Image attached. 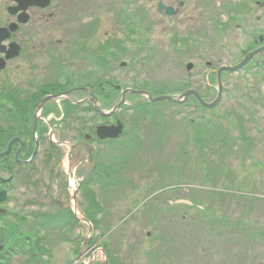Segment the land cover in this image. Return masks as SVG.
I'll return each instance as SVG.
<instances>
[{
    "label": "rangeland",
    "instance_id": "374dc122",
    "mask_svg": "<svg viewBox=\"0 0 264 264\" xmlns=\"http://www.w3.org/2000/svg\"><path fill=\"white\" fill-rule=\"evenodd\" d=\"M65 1L66 12L50 25L55 38L61 37L59 28L67 25L68 42L72 38L85 42V47L99 46L98 56L108 62L113 53L115 69L111 61L101 65L99 77L101 82L113 77L123 88L171 90L187 84L185 90L196 89L212 102L219 88L213 70L236 64L243 48L237 22L227 24L218 9L221 0H212L211 6L187 1L180 14L171 17L159 13L158 0ZM253 23L257 25L256 18ZM83 27L92 31V37L90 32L80 39L76 31ZM82 54L86 59V49ZM87 70L91 71L83 67V74ZM248 75L224 73L220 101L205 112L185 104L189 98L182 96L184 90L170 94L181 102L155 104L150 112L132 108L133 103L147 101L145 96L127 97L128 104L116 112L125 125L122 140L128 144L116 146L121 167L115 170L117 162L111 167L97 153L104 172L114 168L111 174L120 181L107 186L99 181L91 187L96 203L108 212L104 223L112 230L91 244L101 229L91 231L81 216L88 217L87 209L98 218L101 213L83 186L77 191L78 208L72 205L71 186L59 195L56 184L63 185L67 174L64 154L57 161L30 168L31 182L21 193L37 195L31 196L34 201L28 206L21 205L20 212L36 216L55 210L60 202L73 206L72 214L81 219L73 215L72 225L64 217L63 223L59 217L51 226L50 221L42 226L29 223L35 233L39 229L47 249H32L36 263L101 264L104 256L99 249L108 240L113 259L124 264H264V81ZM200 115L222 124L230 144L225 155L210 142L205 148L196 140L189 121L195 123ZM84 164L88 170L89 164ZM68 174L66 182L73 184V173ZM22 249L25 252L9 264H36ZM106 260L109 263L108 254Z\"/></svg>",
    "mask_w": 264,
    "mask_h": 264
},
{
    "label": "flooded vegetation",
    "instance_id": "af4514ba",
    "mask_svg": "<svg viewBox=\"0 0 264 264\" xmlns=\"http://www.w3.org/2000/svg\"><path fill=\"white\" fill-rule=\"evenodd\" d=\"M187 1L203 2L204 6L212 4V0H158L157 8L164 17L176 16ZM66 3L65 0H0V29L16 24L0 41V264H9L19 253H24L22 247L31 251L28 244L35 229L29 223L47 225L50 221L51 226L53 220L59 222L55 219L59 217L63 223L66 211H73L74 205L78 208L77 191L83 186L88 194V189L99 183L103 166L97 153L112 167L116 146L120 142L127 145L122 140L125 134L108 139H100L98 135L100 125H114L120 119L115 113L109 116L100 113L114 106L116 97H121L126 89L113 77L102 82L99 77L101 65H111V61L115 69L116 56L112 53L108 55L109 62L101 61L99 46L92 49L86 44L85 47V42L72 38L68 42L67 25L59 28V38L50 30V25L66 12ZM219 7L228 19L227 24L237 22L235 28L243 48L234 65L247 60L237 71L264 81V0H221ZM253 18L257 25L251 24ZM76 32L80 39L84 33H92L84 27ZM12 44L18 50L9 57L16 49ZM85 49L86 59L82 54ZM85 66L91 71L83 74ZM120 66L125 64L121 62ZM130 94L134 93L127 92L126 98ZM62 154L67 174L63 185L56 184V189L63 195L67 185L71 186L73 206L68 208L57 202V210L43 211L41 218L35 213L25 216L24 211L20 212L21 205L28 206L34 201L31 196L37 195L34 191L21 193L31 182L28 170L38 162L57 161ZM85 162L89 164L88 170ZM69 172L73 173L76 186L74 179L71 185L66 182Z\"/></svg>",
    "mask_w": 264,
    "mask_h": 264
},
{
    "label": "trees",
    "instance_id": "16d2710c",
    "mask_svg": "<svg viewBox=\"0 0 264 264\" xmlns=\"http://www.w3.org/2000/svg\"><path fill=\"white\" fill-rule=\"evenodd\" d=\"M134 32V30H132V33ZM104 56V54L102 55ZM100 60H104L105 58H100ZM187 84H182L181 88H173L171 90H159V89H155V88H150L151 92L153 94H161V93H171V92H178L181 90H184L185 88H187ZM108 101V98H105ZM162 102H160L161 104ZM167 103V102H166ZM188 103L193 104L196 106V108L201 109L202 111H207L205 108L201 107L199 104H197L196 100L194 97H190L188 100ZM155 104H159V103H149L147 101L145 102H138L137 104L135 103L132 108L134 111H136L137 109H141V110H145L147 112H150V110L154 107ZM139 112V111H138ZM192 125V127L195 130L194 136H196V140L198 141V143H202L204 144L205 148L208 147L206 146V141L210 142V144H212L214 147L217 148L218 151L222 152V155H225L226 153V149L230 146L229 144V139L225 136L224 134V130H223V126L221 123L219 122H210V120L205 116V115H200V120L195 121V123L189 121ZM245 144V143H244ZM204 146H200L203 149V152L205 150ZM224 153V154H223ZM221 154V153H220ZM115 162H117V165L115 164V170L118 169V152L117 155L115 156ZM201 162H203V160H201ZM205 163V161H204ZM222 162H219V164H221ZM121 167V166H119ZM102 169V168H101ZM111 170H106L104 172V169H102V172L100 174L101 178H100V182L102 183L103 186H107V184L109 185L112 181L116 182V181H120L119 178L117 176H115L114 174H111V172L114 171V168H110ZM102 177H105L102 179ZM115 179V180H114ZM107 182V183H106ZM88 196L91 200V202L93 203L94 207H96L97 210H99V212L101 213V218L97 217V215L95 214V211H90L89 209H87L88 211L86 212L89 220L93 223V227L95 229H101V232L99 235L95 236L94 239L90 240V243H93L95 240H97L98 238L104 236L109 230H111L112 225L108 224V223H104L105 218H108V212L106 209L101 207L100 203H96V200H94L96 198L95 194L90 193V191L88 192ZM95 197V198H94ZM67 213V220L69 222L70 225H72L74 222H76L72 212L70 210L66 211ZM60 212H58V216H59ZM41 214L37 217H40ZM55 215H52V218H54ZM69 225V227H71ZM44 227V226H43ZM37 229V233H33V238L32 241L30 243V245L33 246L34 251L38 252V251H47V249L45 248V246H43L41 244V240L39 239V229ZM111 238V235L108 237ZM116 244V243H115ZM120 247V244H118ZM103 247L104 250L106 251V253L108 254L109 257V263L110 264H124V263H118L115 259H113V256L110 253V248L108 247V240H105L103 242ZM36 254V253H35ZM31 259H33L36 263L37 258L32 256L30 257ZM37 264V263H36ZM103 264V263H101Z\"/></svg>",
    "mask_w": 264,
    "mask_h": 264
},
{
    "label": "water",
    "instance_id": "95a60500",
    "mask_svg": "<svg viewBox=\"0 0 264 264\" xmlns=\"http://www.w3.org/2000/svg\"><path fill=\"white\" fill-rule=\"evenodd\" d=\"M170 13L172 12V10L170 9V8H168L167 9ZM16 28V24H11L10 25V27L9 28H2V29H0V41L2 40V39H5L8 35H9V32L10 31H13L14 29ZM12 46H15V51H14V54H11L10 55V53H9V57L10 56H14L16 53H17V50H18V47H16V44H12ZM247 60H245L244 62H242V64H239V65H237V66H232V67H230V66H223V67H221V68H219L218 69V78H220V75H221V73L223 72V71H234V70H236L237 68H239V67H241L245 62H246ZM191 67H192V64L191 63H189L188 65H187V68L188 69H191ZM219 95H218V97L213 101V102H206V101H204L203 99H202V97L198 94V92L197 91H195V90H193V89H189V90H187V91H185L183 94H182V96L184 97V98H187V96L189 95V94H193L196 98H197V100L199 101V103L202 105V106H204V107H207V108H210V107H213L215 104H217L218 102H219V100H220V97H221V90H222V83H221V81H220V79H219ZM128 91H132V92H138V93H141V94H145V95H147V97H148V99L150 100V101H157V100H174V98L172 97V96H170V95H160V96H157V97H152L148 92H146V91H135V90H132V89H126V90H124L123 92H122V94H121V100H120V102L118 103V104H116L113 108H112V110L110 111V112H107V113H105V112H102L101 111V113L103 114V115H110V114H112V113H114L121 105H123L126 101H125V93L126 92H128ZM177 102H181V101H178V100H176ZM122 128H123V124H122V122L121 121H118V123L116 124V125H112V126H100L99 128H98V135H99V137L101 138V139H105V138H116V137H119V135L121 134V132H122ZM84 221H86L88 224H89V227H90V230L92 231L93 230V228H92V225H91V223L87 220V219H85V218H82ZM99 250H101L102 251V253H103V256H104V263L105 264H108V262H107V260H106V254H105V252L102 250V249H99ZM97 253V251L95 252V254Z\"/></svg>",
    "mask_w": 264,
    "mask_h": 264
},
{
    "label": "bare ground",
    "instance_id": "6f19581e",
    "mask_svg": "<svg viewBox=\"0 0 264 264\" xmlns=\"http://www.w3.org/2000/svg\"><path fill=\"white\" fill-rule=\"evenodd\" d=\"M71 182H73V181L71 180ZM91 262H92V261H89V263H87V264H92Z\"/></svg>",
    "mask_w": 264,
    "mask_h": 264
}]
</instances>
